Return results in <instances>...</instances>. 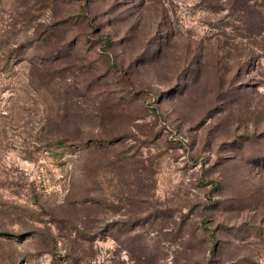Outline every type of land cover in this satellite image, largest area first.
<instances>
[{
	"label": "rangeland",
	"instance_id": "obj_1",
	"mask_svg": "<svg viewBox=\"0 0 264 264\" xmlns=\"http://www.w3.org/2000/svg\"><path fill=\"white\" fill-rule=\"evenodd\" d=\"M0 264H264V24L0 0Z\"/></svg>",
	"mask_w": 264,
	"mask_h": 264
},
{
	"label": "trees",
	"instance_id": "obj_2",
	"mask_svg": "<svg viewBox=\"0 0 264 264\" xmlns=\"http://www.w3.org/2000/svg\"><path fill=\"white\" fill-rule=\"evenodd\" d=\"M214 6H229L233 14L238 15V19L248 24L250 30L255 34H260V25L264 24V0H206ZM40 68H44V63L40 64ZM34 68H39L36 63H33ZM51 138L52 143L55 141L61 143L70 139ZM80 140V139H77Z\"/></svg>",
	"mask_w": 264,
	"mask_h": 264
}]
</instances>
